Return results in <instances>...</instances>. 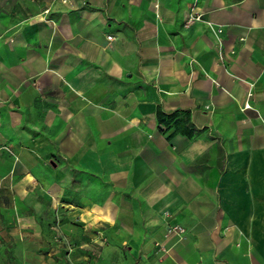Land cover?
<instances>
[{"label":"crops","instance_id":"0c3cea01","mask_svg":"<svg viewBox=\"0 0 264 264\" xmlns=\"http://www.w3.org/2000/svg\"><path fill=\"white\" fill-rule=\"evenodd\" d=\"M0 147V264H264V0H0Z\"/></svg>","mask_w":264,"mask_h":264},{"label":"built area","instance_id":"2783aa9c","mask_svg":"<svg viewBox=\"0 0 264 264\" xmlns=\"http://www.w3.org/2000/svg\"><path fill=\"white\" fill-rule=\"evenodd\" d=\"M63 2H66L67 0H62ZM48 7H46L44 9V11H48ZM188 19H192V20H202L204 21L216 34L217 36V43L219 45L220 41H221V37L219 35V33L222 31V28L220 25H214L213 22L210 19L204 18L203 17V12L201 11H190V14L188 16ZM108 38H112L111 35L107 36ZM244 107H248V104H244ZM3 148V147H0Z\"/></svg>","mask_w":264,"mask_h":264}]
</instances>
